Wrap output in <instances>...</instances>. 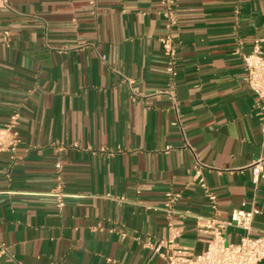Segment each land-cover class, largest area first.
<instances>
[{"label": "crops", "instance_id": "obj_1", "mask_svg": "<svg viewBox=\"0 0 264 264\" xmlns=\"http://www.w3.org/2000/svg\"><path fill=\"white\" fill-rule=\"evenodd\" d=\"M173 1L0 11V126L16 116L20 139L0 151V264H168L170 222L199 254V219L235 209L264 233L262 114L243 64L256 40L264 51V0ZM244 233L229 226L227 241Z\"/></svg>", "mask_w": 264, "mask_h": 264}, {"label": "built area", "instance_id": "obj_2", "mask_svg": "<svg viewBox=\"0 0 264 264\" xmlns=\"http://www.w3.org/2000/svg\"><path fill=\"white\" fill-rule=\"evenodd\" d=\"M162 3L170 7L173 0H161ZM9 0H0V11L8 7ZM11 32L3 28L0 15V37L4 42L8 43ZM165 45L168 52L173 54L171 39L166 38ZM244 79L249 90L256 96L260 103L262 114V127L264 134V51L259 40L254 42L253 49L250 53L243 55ZM170 71H174L173 67H169ZM17 118H13L8 124L0 126V151L16 152L20 142L19 133L16 128ZM264 157H261L254 165L255 182L262 172ZM57 168L61 167L60 163L56 164ZM201 186L206 190L204 179L200 180ZM209 199L213 202V211H217L215 204L216 197L208 192ZM176 196L169 195L166 207L172 208ZM63 205L62 202L59 203ZM256 210L245 211L243 209H235L232 211L229 220L221 221L217 217L199 220V228L202 232L209 235L205 250L199 254H194L183 248L179 244L180 229L174 222L169 223V235L164 240V245L168 248L167 263L168 264H260L264 260V233L254 236L251 233L252 224ZM235 227L244 230L238 242H228L226 238V228ZM158 250V249H157ZM5 246L0 250V256L6 254Z\"/></svg>", "mask_w": 264, "mask_h": 264}]
</instances>
